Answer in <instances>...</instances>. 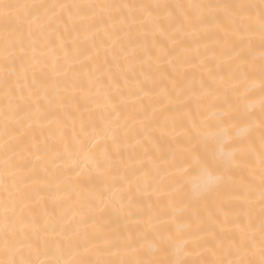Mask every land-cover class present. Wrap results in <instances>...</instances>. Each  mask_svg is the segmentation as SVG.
<instances>
[{"label": "snow or ice", "instance_id": "1", "mask_svg": "<svg viewBox=\"0 0 264 264\" xmlns=\"http://www.w3.org/2000/svg\"><path fill=\"white\" fill-rule=\"evenodd\" d=\"M161 17L168 21L167 38L176 48L186 35L223 33L220 47L226 51L218 62L205 64L207 51L201 61L208 68L207 79L197 82L179 73L158 74L154 69L161 61L180 63L186 57L174 58L171 49H161L153 57L143 40L136 41L137 47L121 48L119 63L102 58L93 43L97 33L108 36L118 25L131 32L148 21L151 32H163ZM224 20L229 21L226 26ZM143 35L146 39L148 33ZM257 37L259 56L254 48ZM38 52L52 53L53 59ZM145 63L154 67L145 70ZM224 64L229 66L227 79L218 80L220 73L213 68ZM49 67L48 80L37 77V71ZM138 67L134 96L141 102L147 97L150 111L143 110L140 119L130 123L118 109L128 102L122 85ZM257 80L258 114L252 102ZM0 94V264H264V0L188 4L0 0ZM174 101L187 107L195 104L199 118L186 113L184 119L166 125L182 129L184 140L183 146L163 157L169 162L170 177L164 185L150 179L142 165L150 152H163L153 136L154 126L157 114ZM61 105L73 112L71 136L65 139L61 131L59 141L41 146L33 130ZM129 138L135 141L130 148L143 152L126 164L116 157ZM209 139L225 145L211 170L196 147L197 141ZM257 139L258 170L250 160ZM30 158L43 161L42 179L53 180L68 199L76 191L69 172L88 168L102 179L88 195L76 198L71 215L40 223L35 207L39 194L30 189L38 173L28 163ZM245 166L248 178L237 191L236 172ZM28 169L26 178L19 175ZM153 169L158 175L155 162ZM189 174H203L205 179L189 184L184 179ZM257 189L258 223L252 206ZM158 193L168 197L167 203L160 202ZM235 196L250 205L248 223L240 239L225 246L213 229H202L200 223L212 221L223 199ZM186 218L195 226L185 223ZM257 255L258 261L252 259Z\"/></svg>", "mask_w": 264, "mask_h": 264}, {"label": "bare ground", "instance_id": "2", "mask_svg": "<svg viewBox=\"0 0 264 264\" xmlns=\"http://www.w3.org/2000/svg\"><path fill=\"white\" fill-rule=\"evenodd\" d=\"M4 3H22L25 0H3ZM45 2L56 3L58 0H45ZM64 2H94V3H168V4H188L192 3L193 0H64ZM205 2H232V0H205ZM179 11V10H177ZM111 23V21H109ZM160 23L164 27L163 32H151V23L145 21L143 25L139 28H134L131 32L125 30L124 26L118 25L114 30L110 32L108 36H105L102 32L97 33L93 38V43L99 46L101 50L102 58H105L109 63H112L114 58L116 62H121L119 58V53L121 48L124 47H137L136 41L143 40V46L149 50V52L155 57L159 54L161 49H171L173 50V57L180 58L186 57L180 63H166L161 61L158 69V74H163L165 76L171 77L177 73L188 77L189 79H195L197 82L201 79H207L208 68L202 67L201 61L204 60V53L207 51L209 56L204 63L208 66H214L218 59L222 56V53L226 49L221 48L220 45L223 43V33L222 32H210L201 36L193 37L191 35H186L182 37V44L180 48H176L171 41L167 38V32L170 30L168 28V21L166 18L161 17ZM229 21L224 20L222 25L226 26ZM144 33H148L147 38H144ZM254 48L256 55L259 56V38L257 37L254 43ZM107 52L106 57L104 52ZM186 50V52H185ZM37 55H43L48 61L53 59L52 53H41L38 52ZM56 55H59L57 52ZM149 67H154L145 63L142 65L143 69H148ZM214 71H218L220 75L217 77L220 79H227L229 72V66L224 64L219 68L214 67ZM141 68L138 67L134 73L128 77V84L122 85V90L128 93V102L125 105L119 107L122 118H127L129 122L138 120L141 117L142 111L148 109L150 111L149 100L146 97L143 102L137 101L135 99L134 93L136 88L135 78ZM50 67L44 72L37 71V77L43 80H48L51 76ZM257 86L253 95L252 102L255 105V110L258 114L259 105V81L256 82ZM85 88L88 85L84 84ZM109 86V81L105 79L104 87ZM2 96V94H0ZM79 102L83 103V97L79 98ZM186 113L189 118H199V110L195 104H191L187 107L185 103L173 102L163 113L157 114V122L154 126L153 136L157 139L160 145H163V152L150 154L144 158L143 167L149 173V178L154 182H161L164 185L170 183V177L167 175V170L169 169L168 160L164 159L171 149L178 146H183L180 144L184 140L182 134V129L176 127L175 129L171 127H166L170 124L172 120L180 121L185 118ZM73 118V112L71 108L61 105L54 107L50 112H48L45 118L41 121V124L36 126L33 130V135L38 142L47 141L52 143L54 140L59 141V133L63 131L64 138L68 139L71 136L72 126L71 120ZM162 131H166V135H161ZM138 134L133 133V136ZM135 141L129 138L128 144L123 146L120 152L117 154V159L129 164L132 163L133 157L140 155L143 152L142 148L135 147L130 148L134 145ZM197 152L201 158L203 165L209 170L214 169L217 166V154L225 147V145L216 139L209 140H199L196 144ZM259 154V141L257 139V147L255 154L250 157L251 161H254L255 167L259 168V161L257 159ZM153 162L159 166V174L155 175V170L153 169ZM30 166H34L38 176L35 178L33 183L30 185V189L37 192L38 203L36 207V218L40 223L46 222L50 217L60 218L65 215H71L75 211L76 198L79 196H86L91 191H93L96 186L101 182V177L98 176L93 170L85 168L83 170H77L76 172H69L68 175L71 177L72 182L75 186L76 191L74 192L72 198H65V192L63 189L57 190L55 182L51 179L45 181L42 179L43 172L41 171L43 161L36 160L35 158H30L28 161ZM30 173V169L25 170L24 173L19 174L21 177H27ZM248 167H242L236 172V190L241 191L248 178ZM139 175V173H138ZM142 178V177H141ZM189 184L199 183L205 179L203 174L197 176L194 174H189L184 178ZM159 200L162 204L167 203L168 197L164 194H157ZM154 200L157 196L152 197ZM249 203L239 196L235 197H225L223 201L214 209L213 220L204 221L200 223L202 229H213L219 236L220 240L225 246L238 241L241 237V229L248 223V210ZM254 218L258 223L259 219V195L257 189V196L254 204ZM185 223L195 226V221L191 218H186ZM173 230L175 225H171ZM207 259H212L211 256H207ZM254 260H259V256L252 257Z\"/></svg>", "mask_w": 264, "mask_h": 264}]
</instances>
